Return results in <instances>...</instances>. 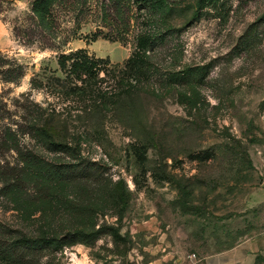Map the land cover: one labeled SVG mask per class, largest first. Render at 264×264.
<instances>
[{"label": "rangeland", "instance_id": "rangeland-1", "mask_svg": "<svg viewBox=\"0 0 264 264\" xmlns=\"http://www.w3.org/2000/svg\"><path fill=\"white\" fill-rule=\"evenodd\" d=\"M164 1L171 10L153 24L176 32L156 57L157 72L131 80L133 91L114 105L107 97L121 90L116 71L99 72L94 92L79 97L45 89L43 76L62 78L58 56L80 48L121 65L133 50L137 12L151 18L149 10L137 11L138 0H0V54L21 68L16 84L0 80V90L28 92L54 109L53 139L77 160L50 151L46 137L20 140L51 166L86 172L54 184L59 171L42 167L41 179L31 171L21 188L0 192L1 230L93 236L53 243L35 264H201L264 235V0H221L223 19L198 16L195 0ZM195 66L204 67L198 83L159 81L165 70ZM34 75L41 85L30 88ZM189 93L193 106L181 96ZM3 161L14 163L13 153Z\"/></svg>", "mask_w": 264, "mask_h": 264}, {"label": "trees", "instance_id": "trees-1", "mask_svg": "<svg viewBox=\"0 0 264 264\" xmlns=\"http://www.w3.org/2000/svg\"><path fill=\"white\" fill-rule=\"evenodd\" d=\"M146 1L138 0L137 11L149 10L151 18H144L137 12L139 18H136L140 21V24L134 36L133 50L121 65L109 66L107 59L95 58L89 55L85 49L80 48L69 51L60 54L57 58V66L63 77L58 78L52 74L43 76L44 88L69 92L74 97L83 96L94 92L93 84L96 80L102 78L98 77L99 72L104 75L109 73V69H111L112 73L116 71L114 76L121 85V90L116 94L114 101L109 99L111 98L109 94L110 96L107 97L108 102L118 105L120 100L128 98L135 86L131 83V80H134V82L138 78L148 80L157 72L156 57L164 49L162 48L164 42L176 32L169 27L161 31L159 28H155L156 23L153 24L156 17H159L162 21L164 16L170 12L171 5L164 0H159L160 3L158 0H154V3L151 4L145 3ZM220 1L195 0L196 14L198 16L201 14L207 15L213 11L217 17L223 19L225 12ZM203 70L204 67L202 66L182 68V70L177 71L165 70L164 76H160L163 79L159 81L164 83L165 86H186L198 83L202 79L203 73L201 72ZM20 72L21 68L14 60H7L0 54L1 81L16 84ZM35 76L30 79V88L41 85V82L34 78ZM9 92V88L0 90V156L3 153L12 152L14 163L6 161L0 163V181L4 183L0 188V192L7 194L12 188H21L23 177L28 173L30 174L31 171V173H35L37 179H41L42 167L59 171L53 181L54 184L64 181L77 182L80 177L86 175L85 171L82 174L71 171V166L66 164L51 166L52 163L46 161L38 152L30 150V147L28 148V145L20 140L21 137L25 136L33 140L35 145H38L44 141L42 137H46V143L50 151L62 153L69 160H77L74 148L56 143L53 139L54 133L57 132L51 121L54 109L34 102L30 99L28 92L18 94L16 97H10ZM181 96L185 99L187 105L193 106L194 101H192L190 93L186 97ZM102 99L105 100V95ZM146 145V142L141 144V146ZM60 146H64L62 150H59ZM86 166L94 167V163H87ZM87 176H94V174L87 173ZM15 233L14 230L5 231L0 229V263L3 261L10 264H35L36 258L42 256L44 251H55L52 248L53 243L58 244V246H65L93 238L91 232L83 230L66 232L57 239H49L45 236L30 238Z\"/></svg>", "mask_w": 264, "mask_h": 264}, {"label": "crops", "instance_id": "crops-1", "mask_svg": "<svg viewBox=\"0 0 264 264\" xmlns=\"http://www.w3.org/2000/svg\"><path fill=\"white\" fill-rule=\"evenodd\" d=\"M257 254H264V235L256 240H241L228 249L214 252L201 264H254Z\"/></svg>", "mask_w": 264, "mask_h": 264}, {"label": "built area", "instance_id": "built-area-1", "mask_svg": "<svg viewBox=\"0 0 264 264\" xmlns=\"http://www.w3.org/2000/svg\"><path fill=\"white\" fill-rule=\"evenodd\" d=\"M188 257H194V254H190V255H188Z\"/></svg>", "mask_w": 264, "mask_h": 264}]
</instances>
